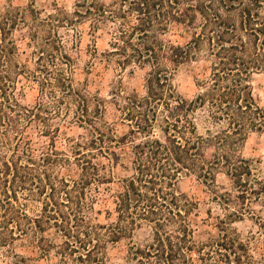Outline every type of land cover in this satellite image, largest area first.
I'll return each instance as SVG.
<instances>
[{
	"label": "trees",
	"instance_id": "1",
	"mask_svg": "<svg viewBox=\"0 0 264 264\" xmlns=\"http://www.w3.org/2000/svg\"><path fill=\"white\" fill-rule=\"evenodd\" d=\"M37 13L33 0L0 13V256L27 264L15 253L22 242L48 264H106L107 247L131 238L142 223L152 226L153 239L134 253L138 263L194 264L192 253L209 257L223 248L228 259L244 251L233 241L228 249L217 242L206 253L195 249L196 203L177 184L191 175L212 184L224 167L235 187L253 188L250 163L238 149L246 133L264 134V110L247 84L264 72V0H75L70 14ZM83 25L93 40L108 38L107 64L145 72L142 98L126 97L120 87L110 92L116 120L127 128L121 136L116 121L104 120L106 101L87 81L76 82L75 60L58 35L63 29L75 48ZM201 45L209 70L188 101L171 76ZM30 90L36 96L27 106ZM197 111L226 127L200 135ZM72 126L83 134L62 133ZM206 147L213 148L211 162L202 158ZM31 203L39 209L29 215Z\"/></svg>",
	"mask_w": 264,
	"mask_h": 264
},
{
	"label": "rangeland",
	"instance_id": "2",
	"mask_svg": "<svg viewBox=\"0 0 264 264\" xmlns=\"http://www.w3.org/2000/svg\"><path fill=\"white\" fill-rule=\"evenodd\" d=\"M29 2L30 0H0V13H4L9 6L25 7ZM33 2L35 11L39 12L36 16L44 19L50 13L54 14L56 9L70 14L75 0H33ZM103 2L111 4L112 0H103ZM29 20V24H32L33 16ZM80 31L77 47L74 48L71 38L66 36L64 30H58V35L62 38L67 53L75 60V80L79 85L87 81L91 93L98 99L106 101L101 106L106 110L104 120L107 122L116 121L117 135L121 136L127 132V128L116 120V111L109 103L110 92L114 87H120L126 97L142 98L144 96L143 77L145 72L134 67L119 71L115 65L107 64L102 54L108 49V38L103 34L97 35V38L93 40L87 34L85 25L80 27ZM48 34V29H41L39 35L47 37ZM170 39L176 40V36L171 35ZM187 40L188 37L179 38V42L182 44ZM27 51L29 54L30 49ZM207 52V47L201 45L198 52L195 53L194 61L181 65L172 73L171 84L176 93L185 100H193L201 92L196 81L201 78L203 73H208ZM247 84L250 86L256 104L264 110V72L252 73ZM35 96L34 90L27 91L23 103L27 106L33 105ZM91 107L93 109L95 106L91 105ZM205 117L206 115L202 111H197L194 115L200 135L205 136L206 129L215 133L226 127V123L211 125L204 120ZM61 131L71 138H77L83 134V131L77 126L61 129ZM155 135L160 136L158 130H155ZM238 150L239 156L250 163L252 190L246 191L243 188L235 187L229 176L226 175L224 167L214 171L212 184H203L192 175L183 177L177 184V190L196 203L191 215L194 219L191 243L193 242L195 249L202 247L204 249L202 252H209L207 247L215 242L228 249L231 241L236 245L244 246V251L234 250L236 256L231 254L229 260L227 255L230 251L223 248H220L219 251L217 249L209 257L206 254L199 256V254L192 253L194 264H227L228 261L233 262L234 259L236 262L239 261V264H264V134L256 131L246 133ZM212 154V147L202 150V158L206 162L212 161ZM128 160L129 155L124 162L127 163ZM26 209L29 215H32L37 213L39 206L36 203H31ZM98 209L99 207L96 206L95 211ZM97 218L99 223H105L103 215ZM168 229L172 230L173 226ZM152 239V226L142 223L133 232L131 238L122 239L107 247L106 264H147L146 260H143L144 263H138L137 259H134V253L145 251ZM22 245V242L16 243L15 253L28 259L27 264H48L46 260L38 258L34 252L21 247ZM5 256H0V264H11V257ZM4 258L8 260L2 261ZM150 261L148 264H157L153 262V259Z\"/></svg>",
	"mask_w": 264,
	"mask_h": 264
}]
</instances>
